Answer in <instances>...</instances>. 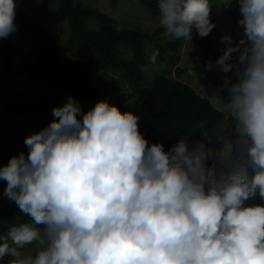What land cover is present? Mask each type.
Masks as SVG:
<instances>
[{"label": "clouds", "instance_id": "clouds-1", "mask_svg": "<svg viewBox=\"0 0 264 264\" xmlns=\"http://www.w3.org/2000/svg\"><path fill=\"white\" fill-rule=\"evenodd\" d=\"M211 3L157 0L164 35L192 40L195 31L207 37L216 27ZM237 4L243 37L235 45L222 37L228 46L216 64L225 74H238L227 109L245 149L243 162L218 172L208 160H230L231 140L219 153L203 141L190 147L189 139L165 151L161 143L149 145L138 115L122 113L107 100L85 112L70 96L53 108L49 125L25 137L27 154L0 167L4 195L31 218L0 235V260L7 255L13 257L8 264H264V204L246 203L257 195L264 201V0ZM16 8L17 0H0V39L18 31ZM158 55L154 49L152 63ZM28 245L37 250L22 255Z\"/></svg>", "mask_w": 264, "mask_h": 264}, {"label": "trees", "instance_id": "trees-1", "mask_svg": "<svg viewBox=\"0 0 264 264\" xmlns=\"http://www.w3.org/2000/svg\"><path fill=\"white\" fill-rule=\"evenodd\" d=\"M138 1L150 10L154 18H159L157 0ZM215 1L218 2L213 4ZM36 2L17 0L14 22L18 31L7 39H0V96L5 99L0 105V167L21 152L27 154L25 137L34 129L40 131L55 119L53 109L40 101L10 100L8 96L11 91L8 93L7 90L14 88L18 80L22 88H26L43 78L50 92H72L71 97L78 99L81 106L90 100L94 107L100 98H114V103L110 104L116 105L122 113L131 111L139 116V131L149 145L161 143L167 151L179 139H189L190 147L203 141L213 153H219L225 141L231 140L233 148L237 149L236 158L226 161L212 155L208 160L209 166H215L218 172L228 173L243 162L245 149L235 125L231 124L229 113L184 80L191 74L205 78L210 87L218 88L221 103L229 101L228 85L237 80L238 74L233 70L218 77L213 69L228 46L222 40L217 44L220 34L218 18L220 13H227L230 20L239 25L242 14L237 0H225L220 5L221 9L217 5L220 0H212L214 10L210 12V18L216 27L207 37L193 34L192 41L198 51L191 54L192 65L185 67L181 66L185 40L165 36V30L159 24L157 27L120 28L111 14L83 8L75 0H39L40 12L35 15L29 7ZM54 5L58 8L52 15L50 10ZM90 18L98 20L99 27L89 29L87 20ZM63 22H69L71 35L61 43L54 38L53 27ZM37 40L39 44L35 42ZM232 43L236 44L235 41ZM154 49L159 50V55L152 63L150 56ZM20 55L23 56L21 64L18 63ZM209 63L211 67H205ZM95 73L117 80L120 88L134 98L125 100L118 97L119 90L113 93V86L97 93L98 83L93 80ZM9 114L13 115L17 126L5 119ZM27 127L36 128L25 132ZM229 133L231 135H227ZM248 172L250 176L254 172L250 165ZM5 188L6 182L0 180V235H6L13 224L31 222V218L4 195ZM246 203L264 204V201L257 195ZM32 246H25L21 251H29ZM12 259L6 255L0 264H8Z\"/></svg>", "mask_w": 264, "mask_h": 264}, {"label": "rangeland", "instance_id": "rangeland-1", "mask_svg": "<svg viewBox=\"0 0 264 264\" xmlns=\"http://www.w3.org/2000/svg\"><path fill=\"white\" fill-rule=\"evenodd\" d=\"M39 2V0H36ZM76 3H80L81 6L84 8H91V9H99L102 11H105L112 16H114L115 20L117 21V26L118 27H157L159 24V18H154L150 12V10L146 7L140 4L138 0H117L115 4H112L109 0H75ZM37 2L30 6L29 8L31 9V12L35 15H38L40 12V8L37 5ZM218 1L213 2V4H216ZM225 0H220V2L217 4L219 7L224 3ZM213 5L211 4V12ZM58 6L54 5L51 8V14L55 15L57 11ZM223 7H220V9ZM45 13V12H42ZM42 15V14H41ZM44 16V15H42ZM218 24H219V29H220V34L217 40V44L221 42V38L224 36H229L232 38V42L238 43L239 39L243 37V26L241 25H236L234 24L229 16L224 13H220V16L218 18ZM98 20L94 18H90L87 20V26L88 28H93V27H99L98 25ZM157 25V26H156ZM160 25V24H159ZM223 28V31L221 32ZM233 27V28H232ZM53 32H54V38L59 39L62 43V41H66L70 35H71V26L69 22H63L60 24H57V27H53ZM196 32L193 31V34ZM33 40V39H32ZM37 44L40 43V41H35ZM198 51V48L196 45L193 43L192 40H185V43L183 45L182 49V55H183V62L181 63V66H190L192 65V58L191 54L194 52ZM234 61H237L238 57L236 54H233ZM23 56L20 55L18 59V63L21 64ZM214 74L217 75L218 77L223 76L225 73H223L220 70V67L215 63L214 66ZM94 82L97 80L98 83V88L96 92H100L108 87L112 88V92L115 93L116 90H119L118 92V97L123 98L125 100L127 99H132L134 98L133 95L127 93V90H122L119 86V83L117 80H114L113 78H108L104 74L103 75H98L97 73L94 74L93 78ZM187 82H190L193 87L196 88L198 92L201 94L209 97L213 103L222 109L223 111L228 112L227 109V104L231 102V94L229 92V101L226 104H223L220 102V98L218 96V88H213L209 86V81H207L205 78H200L196 76L195 74H191L190 76H186L184 79ZM24 81V80H23ZM231 84L228 85V88H230ZM116 87V88H115ZM118 87V88H117ZM8 93L11 91L8 96H10V100L17 99H26V101H40L44 103L46 106H48L50 109H53L54 107L58 106H63L67 99L72 96V92L69 93H62V92H50L48 90V84L45 79H40L37 80L34 84L22 88L20 80H18L17 84L15 85L14 88L11 90H7ZM127 95L125 96V94ZM13 97V98H12ZM136 97V96H135ZM137 98V97H136ZM5 99H3L0 96V105L3 104ZM101 100H107L109 103H114L115 99L114 98H100L98 101ZM137 103V102H136ZM93 101H87L82 104V109L83 111H87L90 108H92ZM229 113V112H228ZM8 122L12 123L13 125L17 126V122L15 121V118L13 117L12 114H9L8 117H5ZM36 128V127H32ZM32 128H24L25 132H29V129L32 130ZM21 130V129H19ZM33 132H37V129L32 130ZM30 131L29 133H33ZM227 135H231L230 133ZM232 158H236V152L237 149L233 148L232 149ZM228 161L227 159H225ZM37 245H33L29 251L22 252V255H32L35 253L37 250Z\"/></svg>", "mask_w": 264, "mask_h": 264}]
</instances>
